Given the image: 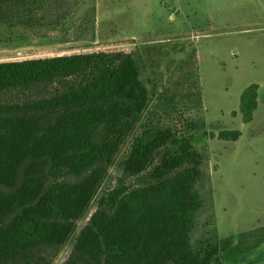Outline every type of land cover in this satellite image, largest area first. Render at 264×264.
I'll use <instances>...</instances> for the list:
<instances>
[{"label":"trees","instance_id":"trees-1","mask_svg":"<svg viewBox=\"0 0 264 264\" xmlns=\"http://www.w3.org/2000/svg\"><path fill=\"white\" fill-rule=\"evenodd\" d=\"M48 1L0 0V25H28ZM148 100L127 52L0 62V264L54 263ZM242 103L252 114L254 87ZM122 174L63 264L218 262L217 245L192 241L204 201L202 156L191 137L166 128L137 139Z\"/></svg>","mask_w":264,"mask_h":264},{"label":"rangeland","instance_id":"rangeland-1","mask_svg":"<svg viewBox=\"0 0 264 264\" xmlns=\"http://www.w3.org/2000/svg\"><path fill=\"white\" fill-rule=\"evenodd\" d=\"M27 24L0 25V62L123 51L149 94L53 264L68 259L100 197L118 186L135 141L166 128L191 137L202 156L193 244L217 245L215 264H264V0H49ZM251 87L252 114L242 103Z\"/></svg>","mask_w":264,"mask_h":264}]
</instances>
